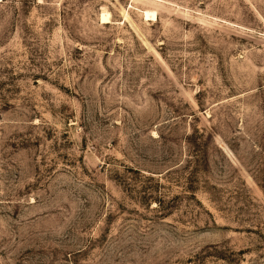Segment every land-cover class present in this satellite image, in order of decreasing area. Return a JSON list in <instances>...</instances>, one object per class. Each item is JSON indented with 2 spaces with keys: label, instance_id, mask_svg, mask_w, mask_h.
Here are the masks:
<instances>
[{
  "label": "rangeland",
  "instance_id": "rangeland-1",
  "mask_svg": "<svg viewBox=\"0 0 264 264\" xmlns=\"http://www.w3.org/2000/svg\"><path fill=\"white\" fill-rule=\"evenodd\" d=\"M0 264H264V0H0Z\"/></svg>",
  "mask_w": 264,
  "mask_h": 264
},
{
  "label": "bare ground",
  "instance_id": "bare-ground-1",
  "mask_svg": "<svg viewBox=\"0 0 264 264\" xmlns=\"http://www.w3.org/2000/svg\"><path fill=\"white\" fill-rule=\"evenodd\" d=\"M156 11H154V10H145L144 11V15L146 16V19H147V17L149 18V17H151V18H153V17H155L156 18ZM111 17L109 16V14L107 13V12H104L103 13V15H102V19L104 20V21H109V20H111L110 19ZM155 18H153V19H155Z\"/></svg>",
  "mask_w": 264,
  "mask_h": 264
}]
</instances>
